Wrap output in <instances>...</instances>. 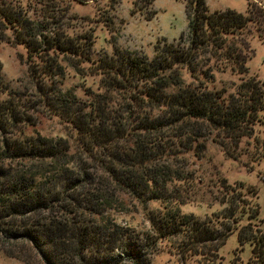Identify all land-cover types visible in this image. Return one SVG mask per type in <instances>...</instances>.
<instances>
[{
    "label": "trees",
    "instance_id": "1",
    "mask_svg": "<svg viewBox=\"0 0 264 264\" xmlns=\"http://www.w3.org/2000/svg\"><path fill=\"white\" fill-rule=\"evenodd\" d=\"M19 6L0 0V41L11 31L25 48L43 107L69 133L29 134L33 119L22 116L18 94L0 76V233L13 248L7 257L25 264H120L122 252L146 264L163 241L182 237L183 255L202 256L238 232L239 244L252 248L250 264H264L259 210L233 198L214 221L183 214L191 199L183 189L193 178L174 164L182 152L202 156L208 141L231 160L246 155L264 162V138L256 132L264 126V83L249 75L246 42L252 28L264 33V11L249 3L246 14L211 13L206 0H188L189 35L157 46L152 60L118 47L112 57L94 59L92 32L72 37ZM44 8L47 17L53 10ZM65 62L100 77L104 91L80 102L59 89L53 81L64 76ZM216 71L239 77L235 92L210 89ZM244 140L252 150L243 149ZM126 198L150 229L116 225Z\"/></svg>",
    "mask_w": 264,
    "mask_h": 264
},
{
    "label": "rangeland",
    "instance_id": "2",
    "mask_svg": "<svg viewBox=\"0 0 264 264\" xmlns=\"http://www.w3.org/2000/svg\"><path fill=\"white\" fill-rule=\"evenodd\" d=\"M40 1L6 0L10 5H20L28 10L29 17L39 19L49 27L61 29L72 37L92 32L95 37L94 59L112 57L118 47L152 60L157 46L177 43L183 34L189 35L188 0ZM206 3L211 13L233 10L246 14L249 3L264 11V0H206ZM46 5L53 11L44 17L43 9ZM256 29L252 28L253 34L246 36L251 56L248 62L249 75L264 83V33L258 34ZM5 36L0 41V76L4 84L18 94L15 99L21 107L22 116L24 113L33 119L28 125V133L36 131L49 138L65 136L69 133L68 128L43 107L37 95L36 84L30 78L25 48L14 43L11 31H7ZM62 65L64 76L53 82L64 92H73L78 101L87 102L93 93L104 91L100 88V77L82 75L83 71L74 69L71 62ZM185 74V80L189 83L191 79ZM239 83V77L230 71H216L214 82L209 86L215 92L224 90L233 93ZM7 99L8 96H1V100ZM256 132L264 138V126H258ZM0 137L1 141L3 137ZM250 145L246 140L242 143L244 150H252L253 146ZM171 161L174 162L173 159ZM174 164L175 168L183 169L186 175L191 174L193 178L192 186L183 189L184 195L191 196L189 204L182 207L183 214L194 216L200 221H214L228 208L223 202L235 198L238 200L237 205H253L252 213L259 210L258 222L264 231V162L258 165L246 155L240 161L231 160L218 143L208 141L202 156L195 157L193 153L182 152ZM5 168L14 169L15 166L8 164ZM125 200L126 209L116 214V225L138 231L150 229L144 215L133 206L135 201L130 198ZM151 207L156 209L158 204ZM181 245L182 237L161 242L155 253L148 258L150 263L146 264H250L252 259L250 244L241 246L238 232L224 246L218 249L212 246L214 251H206L202 256L183 255ZM10 249L12 251V246L0 233V264H25L7 257ZM121 256L123 259L120 264H133L122 252ZM116 260L119 258L116 257Z\"/></svg>",
    "mask_w": 264,
    "mask_h": 264
}]
</instances>
